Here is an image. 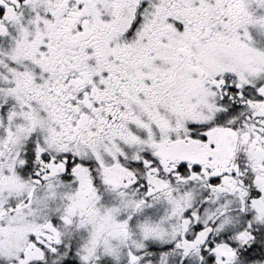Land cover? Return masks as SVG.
<instances>
[{
  "label": "snow or ice",
  "instance_id": "snow-or-ice-1",
  "mask_svg": "<svg viewBox=\"0 0 264 264\" xmlns=\"http://www.w3.org/2000/svg\"><path fill=\"white\" fill-rule=\"evenodd\" d=\"M0 264H264V0H0Z\"/></svg>",
  "mask_w": 264,
  "mask_h": 264
}]
</instances>
